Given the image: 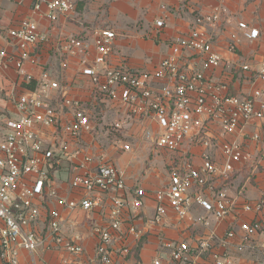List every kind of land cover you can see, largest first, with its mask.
<instances>
[{"label":"crops","instance_id":"obj_1","mask_svg":"<svg viewBox=\"0 0 264 264\" xmlns=\"http://www.w3.org/2000/svg\"><path fill=\"white\" fill-rule=\"evenodd\" d=\"M50 1L43 0L44 13ZM72 1L75 4L74 11L59 13L57 19L51 21L34 12L31 0H0V51L5 50L10 57L20 56V50L9 32L18 29L25 19L36 22L42 38L36 46L30 47V57L24 61L23 71L30 80L19 76L13 62L0 59V118L3 121L0 132L4 131L7 120L19 116L15 106L17 98L40 88L42 76L47 73L50 80L59 83L69 98L84 103L92 118L94 131L83 133L78 140L70 139L71 151L80 149L83 154L91 155V171L96 170L102 161L114 164L127 185L128 191L123 195L127 199L132 198L137 188L146 191L143 208L135 210L126 207L119 217L121 230H111L110 264H154L157 260L160 264H173L170 253L172 246L179 243L188 244L192 250L189 264H215L214 256L226 253L231 254L235 264H264V249L260 248L264 238V208L260 212L244 210L246 204L254 205L264 198V122L254 120L244 134L234 136L251 152L253 160L242 170L237 169L227 182L218 180L237 204L228 217L219 221L195 203L191 216L180 219L169 204L164 202L166 214L160 223H155V193L169 185L170 171L179 155L158 150L154 138L145 137L147 130L157 133L158 123L151 117L142 120L129 118L120 100L103 97L96 91L91 79L82 74L84 57L67 56L63 49L68 39L82 38L89 45L90 55L86 59L91 63L95 54L94 31L110 29L115 32L116 38L109 64L112 67L126 65L132 70L152 72L171 53L172 44L188 36L196 27L199 16L219 8L222 16L217 24L201 29L210 35L214 51L235 66L249 64L253 71L264 62V35L256 41L241 38L235 52L229 51L228 45L240 22L264 32V0ZM158 21H162L163 26H157ZM190 59L191 67L199 69L200 58L192 54ZM207 73L226 81L230 85L229 93L233 95L245 96L254 87L264 88V83L252 82L251 74L239 78L236 71L223 68ZM62 91L51 92V102L62 123H70L74 119V112L63 106ZM116 123H121L122 128L115 129L113 126ZM39 132L47 146L55 144L56 131L53 128H41ZM212 133L216 140L209 153L222 167V146L226 139L222 135L219 137L218 126L212 127ZM254 134L260 136L259 141L251 139ZM125 145L130 146V149L124 150ZM184 147L185 153H189L200 166L204 148L193 142H187ZM81 160V155L72 159L65 158L54 172L52 188L58 197L66 200H79L83 197L82 191L74 190L70 185ZM113 196L112 192L103 195L100 206L90 212L63 208L58 204L57 197L48 193L37 198L35 203L40 208V218L29 229L38 234L46 233L45 218L50 211L57 209L61 213L65 237L75 240L84 250L81 254H71L64 249L40 250L37 259L48 264H104L96 253L99 239L94 228L110 229ZM204 196L210 198L208 192ZM192 218H202L208 225L195 223ZM242 224L258 226V233L251 238L244 251L238 252L237 248L243 246L245 237ZM131 226L141 232L138 240H134L128 233ZM212 232L218 237L214 249L198 255L194 250L199 241ZM228 232H233L234 237L225 245L223 240ZM125 248L130 249L129 255L122 253ZM20 263L30 264V257L24 251L20 254Z\"/></svg>","mask_w":264,"mask_h":264},{"label":"built area","instance_id":"obj_2","mask_svg":"<svg viewBox=\"0 0 264 264\" xmlns=\"http://www.w3.org/2000/svg\"><path fill=\"white\" fill-rule=\"evenodd\" d=\"M31 1L34 12L51 21H55L59 13L75 10L72 0H52L46 5V13L42 11L43 0ZM221 16L219 8L199 16L196 27L188 36L172 44L171 53L152 72L132 70L126 65L112 67L109 64L116 38L115 32L110 29L94 31L95 54L91 63L86 59L90 55L86 40L72 37L63 47L67 56L84 57L82 74L91 79L99 94L108 100H120L129 118L142 120L151 117L158 123L159 130L156 134L151 130H147L145 134L147 139L154 138L158 150L179 155L170 171L169 185L155 193V223H160L166 214L164 202L169 204L180 219L191 216L195 203L213 214L217 220L225 219L237 204L218 180L227 182L237 169L242 170L253 160L251 152L234 136L244 134L254 120L264 122V88L254 87L245 96L233 95L229 93L230 85L226 81L218 80L207 72L223 68L236 71L239 78L251 74L252 82L264 83V62L257 70L252 71L249 64L235 66L214 51L210 35L201 28L215 26ZM163 24L162 21L157 22L159 27ZM9 35L20 50V56L10 57L2 50L0 59L13 62L19 76L30 80L23 71L24 61L30 57V47L42 40L38 26L35 21L25 19ZM262 35L264 32L259 29L240 22L236 33L230 37L228 49L235 52L241 38L256 41ZM192 54L201 60L199 69L191 67ZM42 80L40 88L17 98L15 106L19 116L7 120L4 131L0 132V264H21L20 254L23 251L29 255L30 264H48L37 259L40 250L64 249L71 254L83 253L81 245L65 237L61 213L57 209L50 211L45 218L46 233L38 234L29 229L40 218V208L35 200L48 193L57 197L58 204L63 208L90 212L100 206L103 195L112 192L113 220L110 229L94 228L99 239L97 256L102 263L110 264L111 230H121L119 217L126 207L135 210L143 208L146 191L137 188L132 198L127 199L123 196L128 191L127 185L114 164L102 161L96 170L91 171L89 166L93 161L92 156L83 154L80 149L71 151L70 139L78 140L83 133L94 131L92 118L84 103L69 98L59 83L50 80L47 73L43 74ZM57 90L62 91L63 106L74 112V119L70 123H62L51 102V92ZM213 126H218L219 137L222 135L226 139L222 146V167L209 153L216 140L212 135ZM113 127L119 130L122 125L116 123ZM41 128H53L56 131L55 144H45L39 132ZM251 139L259 141L260 136L254 134ZM187 142L204 148L200 166L189 153H185L184 146ZM129 149L130 146H124V150ZM80 155L82 160L76 166L77 173L72 177L70 185L72 189L82 191L83 197L79 200L60 198L52 188L53 174L63 159ZM205 192L210 194V198H205ZM263 208L264 198L254 205L244 206L247 212H260ZM192 220L208 225L202 218ZM241 229L245 237L243 246L237 248L238 252L244 251L251 238L258 233L256 225L242 224ZM128 233L134 240L142 235L134 226L129 228ZM233 237L234 233L228 232L223 243L227 245L228 240ZM217 239V234L212 232L199 241L194 251L198 255L212 251ZM172 247V263L189 264L192 251L190 246L179 243ZM260 248L264 249V238ZM122 253L129 255L130 249L125 248ZM214 263L235 264L229 253L215 255ZM154 264L160 262L157 260Z\"/></svg>","mask_w":264,"mask_h":264},{"label":"rangeland","instance_id":"obj_3","mask_svg":"<svg viewBox=\"0 0 264 264\" xmlns=\"http://www.w3.org/2000/svg\"><path fill=\"white\" fill-rule=\"evenodd\" d=\"M2 127H3V121H2V119L0 118V130L2 129Z\"/></svg>","mask_w":264,"mask_h":264}]
</instances>
